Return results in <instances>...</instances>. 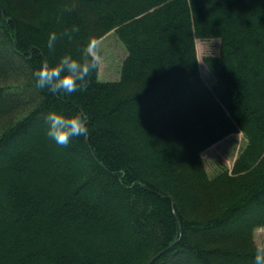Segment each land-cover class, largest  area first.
Segmentation results:
<instances>
[{"label": "trees", "instance_id": "16d2710c", "mask_svg": "<svg viewBox=\"0 0 264 264\" xmlns=\"http://www.w3.org/2000/svg\"><path fill=\"white\" fill-rule=\"evenodd\" d=\"M113 30L120 78L36 86ZM197 39L220 43L211 80ZM53 110L88 135L57 144ZM240 132L211 173L203 152ZM263 226L264 0H0V264H255Z\"/></svg>", "mask_w": 264, "mask_h": 264}, {"label": "clouds", "instance_id": "9594fccd", "mask_svg": "<svg viewBox=\"0 0 264 264\" xmlns=\"http://www.w3.org/2000/svg\"><path fill=\"white\" fill-rule=\"evenodd\" d=\"M78 30V29H77ZM65 35L69 36L67 31ZM57 34L52 32L48 39V48L54 47ZM99 41L91 39L81 50L80 56L63 55L55 66L42 65L34 72L37 87L48 88L53 93H73L87 88L90 73L98 67L99 56L95 53ZM88 116L86 112L67 114L64 111L53 110L46 115L49 125L47 135L57 144L67 145L74 136H87ZM255 264H264V244L257 245Z\"/></svg>", "mask_w": 264, "mask_h": 264}, {"label": "rangeland", "instance_id": "374dc122", "mask_svg": "<svg viewBox=\"0 0 264 264\" xmlns=\"http://www.w3.org/2000/svg\"><path fill=\"white\" fill-rule=\"evenodd\" d=\"M99 45L94 49L99 56V78L102 80H116L120 78L121 65L127 56V49L123 42L113 30L98 40ZM220 43L217 40L197 39V52L200 62V69L204 77L211 80L213 78L204 58L208 54H215L219 51ZM245 144L243 134H232L226 139L216 143L203 152L208 163L209 171L215 173L217 170L216 162H224L232 168L234 162ZM256 239L259 245L264 244V226L256 230Z\"/></svg>", "mask_w": 264, "mask_h": 264}]
</instances>
